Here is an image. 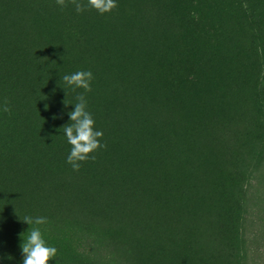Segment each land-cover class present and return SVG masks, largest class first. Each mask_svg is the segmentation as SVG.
<instances>
[{
	"label": "trees",
	"instance_id": "obj_1",
	"mask_svg": "<svg viewBox=\"0 0 264 264\" xmlns=\"http://www.w3.org/2000/svg\"><path fill=\"white\" fill-rule=\"evenodd\" d=\"M210 1L116 0L118 7L101 15L88 8L78 13L70 3L61 9L56 0H0V264H22L20 234L27 236L31 227L23 221L26 216L47 219L33 227L41 229L49 246L57 239L74 246L73 261H67L69 254L59 251L57 244L59 253L49 264H92L98 257L105 264L233 263L215 220L223 196L216 193L223 167L218 158L225 149L214 151L209 138H195L193 149L181 153L199 135L195 128L220 122H213L207 81L209 67L216 64L212 60L197 65L205 51L200 41L193 42L203 34L207 17L200 6ZM227 2L218 13L232 12ZM237 8L255 31L251 51L264 49V0H237ZM212 29L221 36L227 30L221 24ZM235 32L227 35V51L240 61L253 53L238 48ZM261 57L264 65V54ZM179 59H190L193 66L186 68L181 62L179 68ZM77 71L93 73L91 92L73 91L62 80ZM155 73H161L159 84ZM131 75L142 85L159 88L150 92L153 101L140 96L128 81ZM188 75L191 97L179 91L180 77ZM249 82L246 75L244 85ZM253 88L258 89L256 82ZM207 90L210 105L202 102ZM78 94L85 96L107 147L74 171L67 163L71 145L62 127L71 123L68 113L74 111ZM66 99L71 105L64 104ZM217 99L224 110L228 108L223 97ZM5 100L8 113L2 111ZM257 100L264 112V88ZM252 115L254 110L242 114L237 131L242 138L255 127ZM256 142L258 150L244 151L237 160L239 174L249 180L243 187L234 184L233 198L242 206L239 264H264L259 250L264 232L257 227L264 220L263 199L251 197L252 182L264 185V160H256L264 156V137L257 136ZM152 147L158 159L148 152ZM163 169L173 188L162 215L173 210L187 213L189 226L179 231L191 235L199 228L202 237L195 253L157 231L163 219L157 211L162 209L142 197L140 179ZM202 252L207 259L199 258Z\"/></svg>",
	"mask_w": 264,
	"mask_h": 264
},
{
	"label": "rangeland",
	"instance_id": "obj_2",
	"mask_svg": "<svg viewBox=\"0 0 264 264\" xmlns=\"http://www.w3.org/2000/svg\"><path fill=\"white\" fill-rule=\"evenodd\" d=\"M236 1L237 0H230L232 12L229 13H218L219 7L229 5L227 0H211L209 2V6H200V9L206 13L207 17L202 24L204 28L203 34L200 38H194L193 42L196 45L197 42L200 41L202 48L205 51V55L200 56L201 58H199L197 65H199V62L201 61L204 65L210 63L212 60L216 64L213 69L209 67L210 78L207 81L210 86L209 99L212 106L213 122H220L212 128H210L211 125L195 128L194 133L199 134L197 136L198 138L192 137L181 150L182 154H184L183 150L186 152L191 151L193 149V144L195 143V138L196 141H200L201 139V141H203L207 140L204 138H209V140L213 143L214 151L220 150L221 146L222 150L225 149L222 151L223 155L218 158L221 160V163H223V167L217 184L220 187L217 189L216 193L218 194L220 191L223 196L220 208H218V210L216 209L217 218L215 219L222 242L225 246H228V249L231 250L234 256L233 263H228L224 260V262H226L225 264H239V262H241L240 258L243 254V247L239 240L238 231L241 222L240 218L242 217V206L241 202H237V200L233 198V195L236 191L234 188L235 183H237V186L243 187L244 184H248L249 180H246V178H243L239 174L237 160H239V155L244 151L251 152L253 150H258L260 147L256 142L257 136L264 137V112L263 109L261 110V101L257 100L261 90L264 88L262 83L264 81V65L260 52L256 50L253 53L251 51L250 46L252 43L250 42V36H253L255 31L252 29L253 25L249 27L245 23L246 20L241 18V9H235ZM224 17L233 19L235 23L225 21ZM219 24L227 28L225 35L221 36L220 33L212 29V26H218ZM231 30H236V32L232 34V37L238 40V44L240 45L238 48L240 49V47H242V49L246 50V52L253 53L248 58H242L239 61L232 59V55L228 54L227 46L231 40L227 37V35ZM181 62L186 68H191L193 66L190 59H179L177 67L181 68ZM155 74V82L159 84L162 78L161 73ZM246 75L251 78V82L245 86L244 82ZM121 78L125 79L124 77ZM180 78V81L183 84L179 89V91H181L180 94L182 96L191 97L192 92L189 90H193V88L190 84V76L188 75L184 79L182 76ZM128 81L135 86L137 92L142 98L145 97V100L149 101L150 99L153 101V96L150 95V92L151 90L156 91L159 89L153 83H150V86H147V84L146 86L145 84L142 85L138 82V78L132 75ZM253 82L257 83L258 89L253 88ZM207 92L208 90L203 93L201 92L202 102L210 105V103H207ZM217 96L219 98H224V105L226 107L228 106L227 109H223L217 99ZM245 102L250 103L249 105H246ZM176 108L177 106L172 107L171 111L176 110ZM163 109L165 108L163 107ZM251 110H254L255 114V116H251L252 118L255 117V127L251 133L246 134L244 138H242L237 133L238 125L240 126L242 114L246 113L250 115ZM164 112L168 113L169 110L166 109ZM160 117H165V115L162 113L160 114ZM206 131H208V135L203 136ZM177 142L178 140H175L171 143L177 144ZM147 149L148 152H152L155 156L159 154L155 147ZM256 160H264V156L261 155ZM156 172V174L151 172L150 175L141 178L140 180L142 183L139 184V189L141 190L143 198L148 199V201L153 204H157V208L159 207V209H162L157 211V216L163 218L161 220L162 224H160V227H156L157 231L159 233H167L168 239L172 238L173 240H177V242L172 243L180 244L182 246L186 245L191 252L195 253L199 245L197 242L202 237L199 233V228L195 229V231L192 229V233H190L191 235L185 231L183 234H180L179 230L181 228L182 230H185L187 226H189L190 220L187 217V213L177 212L176 210L169 212L167 209L168 214L162 215L164 208H167V199L173 186L164 169L163 171ZM251 184H253L251 197L256 201L259 198L263 199L261 205L264 208V185H262L261 182H252ZM161 202H163V204H160ZM127 214L128 212L125 213V215ZM260 216L264 219L263 211L260 213ZM109 218L111 217H108L107 220H109ZM157 225L158 224H155L154 227ZM103 226L105 227L106 224H103ZM259 226L263 228L261 231L264 232V220L258 221L257 227ZM140 229L142 230L145 228ZM57 244L60 245L59 251L63 250L69 254V260L67 261H73L75 258L74 246L67 245V242H64L63 239H57L53 246L56 247ZM259 250L260 253H264V244L259 247ZM60 257H62V254ZM199 258L207 259L205 253L203 252ZM199 258L197 260H199ZM187 260L190 261L191 257L187 258ZM261 262L264 263V260ZM49 263H51V261ZM74 264H77V262ZM86 264H89V262ZM92 264L105 263H103L98 257L97 259H94Z\"/></svg>",
	"mask_w": 264,
	"mask_h": 264
},
{
	"label": "clouds",
	"instance_id": "obj_3",
	"mask_svg": "<svg viewBox=\"0 0 264 264\" xmlns=\"http://www.w3.org/2000/svg\"><path fill=\"white\" fill-rule=\"evenodd\" d=\"M56 3L61 9L68 6L70 3L74 6L78 13H82L88 9H94L101 15L110 13L118 7L116 0H87V4L81 0H56ZM261 54H264V49L258 48ZM94 79L91 71H77L70 75H64L62 80L73 91L76 89H83L85 92H91V82ZM75 109L68 113L71 123L62 127L66 135L67 142L71 145L70 154L67 157V163L71 165L74 171H79L82 162L88 160H95L96 156L93 154L101 148H106V144L101 143L104 133L95 129V120L92 114L87 110V101L83 94H78L76 97ZM64 101V104L71 105ZM3 112H10L8 101L5 100L2 107ZM23 221L30 225V229L25 233H21L22 244L20 245L23 253L22 264H49L50 261L57 257L58 250L54 246H49L39 227L33 225H43L47 223L45 217H31L26 216ZM2 259V257H0Z\"/></svg>",
	"mask_w": 264,
	"mask_h": 264
}]
</instances>
